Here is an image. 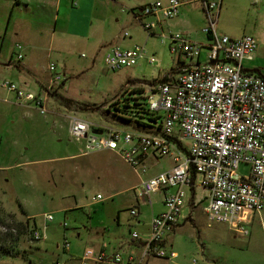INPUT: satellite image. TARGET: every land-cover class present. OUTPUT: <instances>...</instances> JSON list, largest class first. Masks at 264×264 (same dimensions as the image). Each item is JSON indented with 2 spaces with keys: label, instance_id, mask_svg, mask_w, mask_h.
I'll list each match as a JSON object with an SVG mask.
<instances>
[{
  "label": "rangeland",
  "instance_id": "obj_1",
  "mask_svg": "<svg viewBox=\"0 0 264 264\" xmlns=\"http://www.w3.org/2000/svg\"><path fill=\"white\" fill-rule=\"evenodd\" d=\"M18 1L28 7L20 5L19 10L15 0H0V64L11 55L18 20L28 22L31 36L23 32L17 38L28 46L35 41L39 47L27 51L19 62L13 55L11 68L0 69V235L16 234L18 223L28 227L19 235L14 254L4 256L0 264H81L84 250L94 248L97 229H105V240L131 239L129 225L135 218L128 210L136 204L133 188L138 178L118 155L86 150L83 142L73 140L67 129L68 116L101 127L125 126L112 115L122 113L114 106L123 108L127 100L132 104V91L142 88L137 98L147 102L150 85L172 69L171 75L176 74L178 58L170 53V39L162 35L182 30L176 21L163 20L162 28L150 35L130 12L132 5L147 0H76L78 6L72 5L74 0ZM255 25L264 30V10L259 14L252 0H223L218 33L233 37ZM190 26L194 30L182 33L206 44L200 30L206 26L202 9L193 12ZM259 39L256 50L264 54V38ZM136 44L144 45L155 61L140 60L118 71L106 69L103 60L108 46ZM14 49L19 52L21 47ZM202 51L201 60L206 57L205 49ZM49 62L63 74L58 82L49 77ZM28 64L37 82L17 68ZM3 80L41 98L45 113L35 103L18 101L1 87ZM154 114L159 122L162 111ZM171 166L168 157H151L141 177ZM238 173L246 175L248 166L240 164ZM98 193L104 199L95 203L92 197ZM162 193L150 194V202L141 204L139 219L145 225L153 214L163 211ZM190 193L186 189L180 226L166 235L167 247L171 245L178 258L154 257L148 264H264V209L251 218L248 233L243 235L224 223H210L202 212L205 202H199L203 189L195 190V208L190 205ZM45 215H52L53 220L45 222ZM144 224L136 230L141 233ZM31 230H37L41 238L35 240ZM64 242L68 249L63 248Z\"/></svg>",
  "mask_w": 264,
  "mask_h": 264
},
{
  "label": "built area",
  "instance_id": "obj_2",
  "mask_svg": "<svg viewBox=\"0 0 264 264\" xmlns=\"http://www.w3.org/2000/svg\"><path fill=\"white\" fill-rule=\"evenodd\" d=\"M188 1L154 0L130 12L150 34L159 20L176 17ZM192 1L205 12L206 26L201 31L208 42L198 43L182 32L162 35L170 39L169 50L178 58V66L175 75L168 74L150 85L146 94L149 111H162L157 130L101 127L68 116L70 137L83 142L86 150H113L133 169L143 167V157L148 153L173 159L169 169L142 179L134 189L136 204L128 210L133 218L138 217L142 203L150 202V194L163 192L164 209L152 215L145 235L130 232L139 253L134 249L116 250L110 255L102 248H87L82 264H144L148 258L177 257L176 251L166 246V235L178 223L185 187L203 189L202 212L210 223H224L243 235L248 233L246 226L251 218L264 209V78L247 73L242 64L253 60L258 40L248 34L231 38L217 32L221 0ZM149 16L154 20H145ZM14 46L21 47L17 42ZM203 49L206 57L201 60ZM15 54L17 60L23 58L21 49ZM144 58L148 64L155 61L144 45H110L103 62L106 69L118 71ZM48 69L52 82H58L63 74L55 70L53 63ZM1 87L19 101L35 103L39 112L45 113L42 99L32 92L10 80H3ZM186 139L188 143H184ZM240 164L248 166L246 175L238 173ZM103 199L101 194L92 197L95 203ZM52 220V215H45V222ZM33 237L41 238L37 230ZM68 246L64 242L63 248Z\"/></svg>",
  "mask_w": 264,
  "mask_h": 264
},
{
  "label": "crops",
  "instance_id": "obj_3",
  "mask_svg": "<svg viewBox=\"0 0 264 264\" xmlns=\"http://www.w3.org/2000/svg\"><path fill=\"white\" fill-rule=\"evenodd\" d=\"M147 2H150V1H144V2H140L139 4H136V5H132V9H136V8H138L139 6H141V5H143L144 3H147ZM252 2H253V4L256 6V11H258V13L260 14V13H262V11L264 10V0H252ZM18 3V6H19V10L21 9L20 8V5H24L25 6V8H27L28 6H27V4L28 3H19V1L18 0H15V5ZM222 3H223V0H221V7H220V10H221V8H222ZM72 5L73 6H78V2L76 1V0H74V1H72ZM197 9H202V11L204 12V10H203V8L199 5V3L198 2H196V1H192V0H190V1H188V2H186L184 5H182L181 6V8H180V12H178V14H177V16L176 17H174V18H172V19H168V20H174V21H176L177 23H179L180 24V29L182 30V32H189L190 30H194L191 26H190V20H191V18H192V15H193V12H195V10H197ZM205 13V12H204ZM132 15V14H131ZM205 15V14H204ZM133 17V16H132ZM218 17H219V14H218ZM150 21H153L154 19L152 18V17H147ZM163 20H166V19H162V20H159L158 22H157V27L153 30V32H151L150 33V35H154L155 34V31L157 30V28H162V26H161V24H162V21ZM167 21V20H166ZM27 25H29L28 24V22L26 21V20H18L17 22H16V25L14 26V28H13V35L14 36H16V40L13 42V43H18V44H20L21 45V52H22V54H23V58L25 57V53L27 52V51H29V50H36V49H38V43H36L35 41H33L31 44H30V46H28V45H25V43H22V40L21 39H19V38H17L18 36H19V34L20 33H23L24 32V34H26L27 35V37L28 36H31L30 34H29V30H30V28H28L29 26H27ZM197 27V26H196ZM201 30V29H200ZM263 33H264V30L263 29H260L259 28V26H257V25H255L251 30H249V32L247 31V30H244V31H242V32H240L239 34H237V35H235V36H233V37H231V38H238V37H241L242 35H244V34H248V35H252V36H255L256 38H257V40L259 41L260 39V37H262V38H264V36H263ZM128 34V33H127ZM183 35H185L186 37H188L189 39H190V37H189V35L188 34H186V33H182ZM193 34V33H192ZM129 35V34H128ZM127 35V36H128ZM206 36V35H205ZM33 37L34 38H36L34 35H33ZM206 38H207V36H206ZM24 39V38H23ZM2 47H3V42H1V47H0V55H1V53H2ZM108 48V47H107ZM106 48V49H107ZM257 49V48H256ZM15 50L16 49H14V46H13V50H12V52H11V55H10V57L8 58V60H7V62L6 63H4V64H0V69L2 70H5L6 68H11V66H12V64L10 63V59H11V57L14 55V52H15ZM258 51H259V49H258ZM257 50H256V52H255V56H254V58H253V60H251V61H247V60H245L242 64H243V69H244V71H246L247 73H249V74H258V75H261V76H263V78H264V54L263 53H261V52H258ZM22 58V59H23ZM145 60H146V58H144ZM144 59H142V60H144ZM147 61V60H146ZM17 62H19V60H17ZM51 62H49V64H50ZM54 64V63H53ZM55 65V64H54ZM5 68V69H4ZM17 68L18 69H20L21 70V72L22 73H24L23 74V76H25L26 78H30V79H32L33 78V80H35V82H37L38 80H37V78H34V76H33V69L30 67V64H28V65H23V66H17ZM55 70L56 71H59V70H57L56 69V66H55ZM61 72V71H60ZM49 74L50 75H52L50 72H49ZM49 75V77H50V79H51V76ZM27 83H25L24 82V85H26ZM40 84V86H41V83H39ZM42 87V86H41ZM21 88V87H20ZM23 89V88H22ZM24 90V89H23ZM9 92V91H8ZM29 92H31V91H29ZM19 101V100H18ZM20 102H25V101H20ZM129 125H125V126H122V127H128ZM130 127V126H129ZM105 151H110V152H112L113 154H116V155H118L120 158H121V160L123 161V163H125L126 165H128L124 160H123V158L117 153V152H114L113 150H105ZM99 152H103V151H99ZM151 157H161V156H156V155H154V154H152V153H148L147 155L145 154L144 155V159L142 160L143 161V167H145V162H146V160L147 159H149V158H151ZM166 157H168V158H170L171 159V162H172V165H173V159H172V157H170V156H166ZM129 166V165H128ZM143 167H139V168H137V169H133V168H131L130 166H129V168L137 175V182H136V186L133 188V190L139 185V183L141 182V180L142 179H144V178H142L141 176H142V174H141V171L142 170H145V169H143ZM154 176V175H153ZM146 179V178H145ZM186 189L187 190H190L191 191V193H190V205H191V207L193 208H195L196 206H197V204L195 203V201H194V194H195V190L196 189H194V188H186L185 187V192H186ZM167 192H170V190H167ZM99 194V193H98ZM163 194V193H162ZM186 198V197H185ZM202 201V199H200V201L199 202H201ZM185 203V202H184ZM162 204H163V202H162ZM140 209H141V207H140ZM140 209H139V215H140ZM192 210H194V209H191L190 210V212L192 211ZM139 215H138V217L137 218H135V221L133 222V224L132 225H129V227L131 228V230H129V233L131 232V231H137L136 230V227L138 226V225H141V224H144V223H142L141 222V219H139ZM117 223L119 224V219H118V217H117ZM147 225H148V223L145 225L144 224V227H143V229H142V232L140 233V232H138V233H140L142 236L143 235H145V233H146V231H147ZM180 226V220H179V218H178V223H176V225L175 226H173V228H172V230L169 232V233H173L174 231H175V229L176 228H178ZM105 237H106V232H105V229L104 228H99V229H97L96 231H95V241H94V250H98V249H103V250H105L107 253H110V255L112 254V252L113 251H116V250H121V251H123V252H128L129 250H131V249H134V251L138 254L139 253V250L137 249V248H135L134 247V245H135V242H133V240L132 239H128L127 240V238L125 239H123L122 237H119V239H117V237H114V239L111 241V240H105ZM167 240V239H166ZM168 242V241H167ZM167 242H166V246H167ZM170 244H171V242H170ZM170 247H171V245H169ZM172 249V248H171ZM177 254V253H176ZM177 259L178 258V254H177V257H174V258H171V259ZM149 259L150 258H148L147 260H145V262H144V264H148V262H149ZM82 264V263H81ZM88 264H91V263H88ZM102 264H105V263H102Z\"/></svg>",
  "mask_w": 264,
  "mask_h": 264
},
{
  "label": "trees",
  "instance_id": "obj_4",
  "mask_svg": "<svg viewBox=\"0 0 264 264\" xmlns=\"http://www.w3.org/2000/svg\"><path fill=\"white\" fill-rule=\"evenodd\" d=\"M173 72L174 69H172L169 74H172ZM165 78L166 76L163 79ZM142 91H144L143 88L134 89L132 93L135 95H130V98L133 99V103L131 104L127 100L123 105V108L114 106L116 111L122 113L116 114L113 112L112 115L114 118L118 119L121 124L129 125L130 127L136 128L138 130L146 132L157 130L158 127H160L157 122L159 116L153 112H150L147 107V103L141 102L137 98L141 97L140 93H142ZM67 102L69 105L72 104L71 101ZM27 227L28 226L26 223H18L16 224V234H13L12 231H9L3 235H0V259H2L4 256H11L14 254L15 244L19 239V235L22 233V230L27 229ZM31 232H33V230H31Z\"/></svg>",
  "mask_w": 264,
  "mask_h": 264
}]
</instances>
